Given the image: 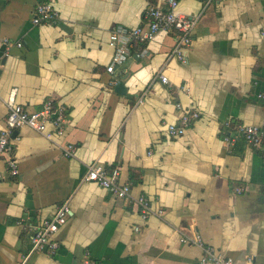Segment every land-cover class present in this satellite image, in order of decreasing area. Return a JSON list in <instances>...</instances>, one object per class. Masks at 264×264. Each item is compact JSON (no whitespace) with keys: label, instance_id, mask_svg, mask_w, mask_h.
Returning <instances> with one entry per match:
<instances>
[{"label":"crops","instance_id":"1","mask_svg":"<svg viewBox=\"0 0 264 264\" xmlns=\"http://www.w3.org/2000/svg\"><path fill=\"white\" fill-rule=\"evenodd\" d=\"M44 1L59 10L58 22H33ZM149 1L162 3L0 0V128L13 89L29 111L53 98L67 115L63 136L16 130L17 176L0 156V264H22L34 229L64 202L71 215L57 253L35 252L26 264H198L203 248L182 242L197 234L234 264H264V146L225 139L264 121V0H179L181 12L197 17L187 60L170 58L175 34L162 31L130 41L128 60L109 72L110 35L146 27ZM120 81L126 94L115 90ZM190 109L200 116L185 134L169 135L168 124ZM96 162L119 167L133 199L83 181ZM140 195L152 207L147 219Z\"/></svg>","mask_w":264,"mask_h":264},{"label":"built area","instance_id":"2","mask_svg":"<svg viewBox=\"0 0 264 264\" xmlns=\"http://www.w3.org/2000/svg\"><path fill=\"white\" fill-rule=\"evenodd\" d=\"M178 8L179 0H162L161 4L149 1L145 11V17L148 21L146 27L138 26L130 30L120 28L114 31L110 35V44L116 48V54L107 70L113 73L117 65L123 64L128 60L131 54L130 41L148 42L153 40L162 31L175 34V45L169 55L170 58H176L185 62L192 45V33L197 23V17L188 16ZM59 17V10L49 1L38 3L33 11V22L35 24L56 23ZM4 41L5 43H10L8 38H5ZM17 45L22 46L23 43L17 42ZM158 78L163 83L170 82L168 76L162 71L158 72ZM260 96L264 97V94L261 93ZM140 101L142 102L143 99ZM7 106L8 113L5 119V126L0 128V156H5L7 159V175L17 176L20 173L19 167L16 160L10 155L13 132L24 127H29L44 134L49 139L55 136H63L66 130L67 115L65 114V108L57 105L53 98L47 99L42 108L38 110H27L16 102V89L10 92ZM177 107H181V103H177ZM199 116L200 113L197 110L190 109L188 112L182 114L179 124H168V134L171 136L185 134L187 128ZM239 135H242L245 141L252 147L257 149L263 147L264 121L261 124L239 125L236 135L226 136L225 139L230 146H233ZM63 149L65 156H74L75 146L73 143H67ZM120 175L119 167L109 169L96 162L88 167L82 180L96 183L108 189L120 199H133L131 183H122ZM5 176L4 172H0V178ZM239 191L241 190L239 189ZM134 199L139 205L142 218H149L153 212L149 199L145 195H140ZM70 215L71 208L69 202H64L56 209L54 216L50 220H46L37 226L32 236L30 254L45 251L49 255H55L60 247L57 233L60 227L68 223ZM182 242L196 244L203 248L204 252L198 264H234L233 257L217 252L213 247L205 245L203 239L198 234L194 238L184 237L182 238ZM30 254L23 258L22 264H26ZM85 264L94 263L86 260Z\"/></svg>","mask_w":264,"mask_h":264},{"label":"water","instance_id":"3","mask_svg":"<svg viewBox=\"0 0 264 264\" xmlns=\"http://www.w3.org/2000/svg\"><path fill=\"white\" fill-rule=\"evenodd\" d=\"M115 90L121 94H126L127 92V87L125 86V84L123 82H118L116 85H115ZM16 131L13 133V136L16 135Z\"/></svg>","mask_w":264,"mask_h":264}]
</instances>
